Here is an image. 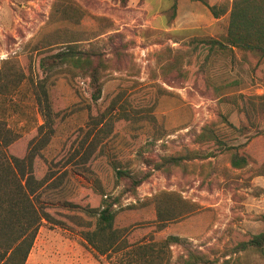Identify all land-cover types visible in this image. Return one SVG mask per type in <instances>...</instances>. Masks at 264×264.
Wrapping results in <instances>:
<instances>
[{
	"label": "rangeland",
	"instance_id": "rangeland-1",
	"mask_svg": "<svg viewBox=\"0 0 264 264\" xmlns=\"http://www.w3.org/2000/svg\"><path fill=\"white\" fill-rule=\"evenodd\" d=\"M231 4L0 0V68L9 70L0 157L36 147L33 174L47 177L36 202L50 221L23 264H116L117 253L100 254L83 238L95 217L82 207L100 206L104 194L116 197L121 245L177 235L217 264H264V237L247 242L264 232V53L202 42L224 41ZM69 46L81 63L54 64ZM10 79H20L11 92ZM39 81L52 110L49 134L38 129ZM5 129L15 138L7 147ZM130 176L142 179L134 185ZM111 241L96 237L100 247ZM4 244L0 237V256ZM163 249L160 264L182 253ZM19 260L15 253L5 263Z\"/></svg>",
	"mask_w": 264,
	"mask_h": 264
},
{
	"label": "trees",
	"instance_id": "trees-1",
	"mask_svg": "<svg viewBox=\"0 0 264 264\" xmlns=\"http://www.w3.org/2000/svg\"><path fill=\"white\" fill-rule=\"evenodd\" d=\"M211 9L215 15L224 12V9L218 11L216 6H212ZM202 42L209 44L210 47L217 46L220 48L226 47L228 44L231 47L264 53V0H232L228 29L224 41L209 38L202 40ZM72 51V47L69 46L65 50L57 52L53 56V63L78 65L82 59L74 55ZM84 61L88 63L87 59ZM41 65L44 64L41 63ZM8 72V69L0 68V90L7 83ZM19 81L20 79H10V86L12 87L9 92L19 85ZM36 88L38 92L35 99L43 118V123L39 125L38 129L46 127L47 132L45 134H49V132H52L50 124L52 123V110L47 101L42 81L36 84ZM95 92L94 98H97L100 92L99 87L96 88ZM206 133L202 130L201 136L205 137ZM208 133V136L211 137V132ZM43 137H47V135ZM1 138H3L4 147H7L15 139L10 135L8 129H5V134H2ZM40 145L44 144H39V147H41ZM35 151L36 147H33L28 149L22 157L12 155L0 157V237H4L5 240L4 246H1L4 254L0 256V264H6L8 258L15 253L20 254L19 264H23L32 247L38 228L44 220L50 221L49 213L36 202L38 191H41L40 189L47 185V177L37 179L33 174L32 159ZM245 160H241L240 163L233 160L231 165L241 168L247 164ZM116 175L122 177L128 174L117 170ZM130 179L134 185H137L142 178L137 180L130 176ZM104 196L100 206L82 207L87 215L95 217L94 229L86 230L83 238L100 254L117 253L118 260L116 264H160L163 258L162 254L165 251L163 246L171 245L179 246L182 250V253L178 254V261L174 264H217V259L210 258L205 253L195 249L190 240L177 235H168L160 243L121 245L120 241H116L120 237L119 230L114 227L116 210L113 205L116 204V197L110 194H104ZM68 203L70 207H80L78 204ZM4 220L7 222L4 226H1V222ZM100 232L108 233L112 240L102 247L96 243V237ZM9 234L14 236L12 237ZM263 237L264 232L254 235L247 242L260 245ZM247 242H242L241 247H244ZM220 264H226V260Z\"/></svg>",
	"mask_w": 264,
	"mask_h": 264
},
{
	"label": "crops",
	"instance_id": "crops-1",
	"mask_svg": "<svg viewBox=\"0 0 264 264\" xmlns=\"http://www.w3.org/2000/svg\"><path fill=\"white\" fill-rule=\"evenodd\" d=\"M130 4H136L139 0H128Z\"/></svg>",
	"mask_w": 264,
	"mask_h": 264
}]
</instances>
